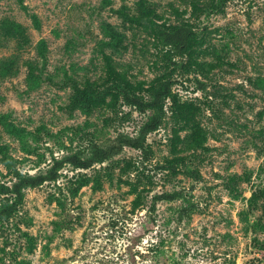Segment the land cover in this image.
<instances>
[{"label":"rangeland","instance_id":"obj_1","mask_svg":"<svg viewBox=\"0 0 264 264\" xmlns=\"http://www.w3.org/2000/svg\"><path fill=\"white\" fill-rule=\"evenodd\" d=\"M154 115L146 150L27 188L0 264H264V0H0V183Z\"/></svg>","mask_w":264,"mask_h":264},{"label":"trees","instance_id":"obj_2","mask_svg":"<svg viewBox=\"0 0 264 264\" xmlns=\"http://www.w3.org/2000/svg\"><path fill=\"white\" fill-rule=\"evenodd\" d=\"M161 35L164 42L171 45L173 49L185 51L190 46L191 41L195 39L197 33L194 28L183 25L173 30L166 29L161 32ZM171 92L172 81L166 80L157 89L152 101L146 102L138 96L127 97V101L136 104L141 110H146L150 106H155L161 110L163 109L165 98ZM159 120V115H154L149 122L141 127L140 133L136 136L122 135L118 138L117 143L108 146L95 143L92 145V150L89 153L84 152V150H79L74 154H70L65 159L58 160L55 166L47 173L25 174L16 168L14 171L16 180L11 185L0 183V220L9 218L18 210L19 205L24 202L26 196L25 190L27 188L42 185L47 180L56 179L59 175V169L64 162H69L77 167L87 168L97 161L108 159L120 153L125 146L146 150L148 134L158 128ZM12 166L14 167L15 164H12ZM174 198H176V193H162L158 195V199Z\"/></svg>","mask_w":264,"mask_h":264}]
</instances>
